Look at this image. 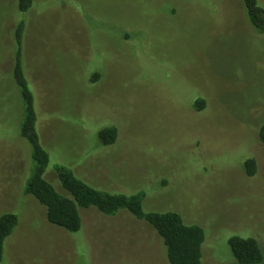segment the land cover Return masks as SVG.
Segmentation results:
<instances>
[{
  "label": "rangeland",
  "instance_id": "1",
  "mask_svg": "<svg viewBox=\"0 0 264 264\" xmlns=\"http://www.w3.org/2000/svg\"><path fill=\"white\" fill-rule=\"evenodd\" d=\"M18 21L57 190L60 164L95 189L143 192L145 212L201 227L203 264H237L231 236L255 239L264 257V34L239 0H33L27 13L0 0V216L19 220L0 264H168L154 230L125 211L80 210L81 230L69 234L23 193L31 158L12 74ZM106 127L117 131L110 146L98 139Z\"/></svg>",
  "mask_w": 264,
  "mask_h": 264
},
{
  "label": "trees",
  "instance_id": "2",
  "mask_svg": "<svg viewBox=\"0 0 264 264\" xmlns=\"http://www.w3.org/2000/svg\"><path fill=\"white\" fill-rule=\"evenodd\" d=\"M239 1L251 29L258 35L264 34V7L258 0ZM32 4L33 0H16V9L20 13H27ZM24 34L25 23L18 21L13 30L12 74L22 101L19 135L28 145L31 158L30 176L23 193L44 208L46 220L51 226L69 234H77L81 230L80 210L95 209L105 216H115L119 211H125L154 230L165 247L168 264H203L204 230L197 225H186L181 216L174 212H145L142 208L145 197L143 192L125 195L95 189L76 177L71 169L60 164L53 167L59 190L47 180L49 154L40 143L36 130L34 96L24 73ZM99 79L96 73L90 78V83ZM192 108L197 113L202 112L205 108L204 100L195 99ZM259 138L264 143V125L259 130ZM98 139L101 145H113L117 131L113 127H106L99 132ZM243 170L247 176H253L256 171L254 159H246ZM18 221L17 215L13 213L0 216V260L4 254L5 241L17 227ZM227 243L237 264L262 263L263 253L255 239L231 236Z\"/></svg>",
  "mask_w": 264,
  "mask_h": 264
}]
</instances>
